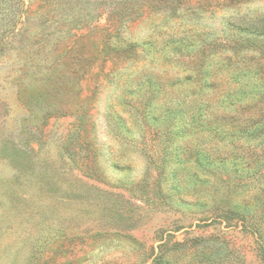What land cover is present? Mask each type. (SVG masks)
Returning a JSON list of instances; mask_svg holds the SVG:
<instances>
[{
	"label": "rangeland",
	"instance_id": "374dc122",
	"mask_svg": "<svg viewBox=\"0 0 264 264\" xmlns=\"http://www.w3.org/2000/svg\"><path fill=\"white\" fill-rule=\"evenodd\" d=\"M162 1L171 9L161 0H0V264H150L146 252L162 243L186 247L168 251L171 264H264L255 236L214 210L236 200L235 182H209L177 206L160 174L161 124L144 118L145 98L116 86L152 72L166 90L150 106L157 118L158 106L173 105L169 78L187 65L156 51L136 66L122 49L170 35L232 45L242 40L235 23L264 16V0ZM208 239L228 251L208 252L199 242Z\"/></svg>",
	"mask_w": 264,
	"mask_h": 264
},
{
	"label": "trees",
	"instance_id": "16d2710c",
	"mask_svg": "<svg viewBox=\"0 0 264 264\" xmlns=\"http://www.w3.org/2000/svg\"><path fill=\"white\" fill-rule=\"evenodd\" d=\"M155 1L143 0L148 5ZM161 2L171 9L172 3ZM149 9L155 13L160 11L153 7ZM132 12L128 7L121 16H130ZM233 29L242 40L235 38L232 45L204 47L205 42L189 44L183 37L170 35L159 46L147 38L141 45L130 43L127 49H122L132 50L126 57L131 64L136 60V66L139 62L147 63V57L156 51H163L160 58L167 60L170 66L179 69L187 65V70L184 67L180 70L184 74L182 77L169 78V92L175 94L173 105L158 106L157 118L152 119L155 113L150 114V106L155 97H164L166 90L162 83L153 79L152 72L133 79L130 75L124 79L118 77L116 86L125 90V95L136 93L145 98L149 114L144 118L149 116L161 124L160 174L167 182H172L169 189L179 196L177 206L190 205L184 196L195 194L209 182H235L236 200L226 199L222 201V207L219 204L220 208L215 206L214 210L219 211L221 222L227 225L234 222L253 234L264 257V16L250 22L242 20L235 23ZM136 46H143L140 54L135 51ZM224 48H230L233 53H217ZM190 50L193 54H188L187 61L183 60L185 55L182 53ZM173 63L175 65H171ZM150 65L155 70L157 63ZM189 65H192L191 69ZM197 205L206 206L207 203L198 200ZM199 242L208 252L228 251L223 240ZM173 248L182 250L186 247L175 243L168 250L166 243H162L157 253L154 250L146 252L147 261L171 264L167 253ZM206 259L211 261L210 256ZM227 259L228 255H224V260Z\"/></svg>",
	"mask_w": 264,
	"mask_h": 264
}]
</instances>
